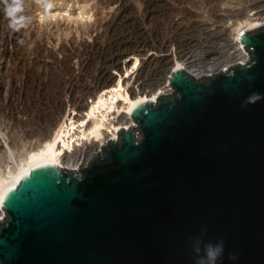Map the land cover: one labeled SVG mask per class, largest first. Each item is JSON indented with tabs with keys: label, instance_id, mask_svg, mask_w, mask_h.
<instances>
[{
	"label": "water",
	"instance_id": "1",
	"mask_svg": "<svg viewBox=\"0 0 264 264\" xmlns=\"http://www.w3.org/2000/svg\"><path fill=\"white\" fill-rule=\"evenodd\" d=\"M244 63L169 93L80 170L42 164L3 196L0 264H264V25L242 31Z\"/></svg>",
	"mask_w": 264,
	"mask_h": 264
},
{
	"label": "bare ground",
	"instance_id": "2",
	"mask_svg": "<svg viewBox=\"0 0 264 264\" xmlns=\"http://www.w3.org/2000/svg\"><path fill=\"white\" fill-rule=\"evenodd\" d=\"M103 1L107 2L109 5L117 4V7L112 13L110 20L107 19L109 21L107 22L106 20L107 23H105L106 25L104 24L106 29L101 28L103 30L105 29L108 34L109 31H112V27L117 25V23L122 20L121 18L123 14H126L128 11H130L128 10L129 8L133 9L134 2H131L130 0ZM158 1L161 2V0H138L137 3L140 2L143 4L145 9L148 11L150 8L149 6H151L152 3L154 4ZM172 1L174 4L168 7L165 17V22L168 23L167 25L169 27L167 28L170 30L169 35L171 37L168 38L167 36H164V38L159 42L155 40L154 43L151 41L152 43L149 42L147 44L136 41L138 43L135 46L130 45L131 47L129 51L132 50L131 52H135L139 55H144L147 49H152L157 52H168L169 45L178 44L179 38L181 37V31L187 29L182 23L185 20L188 24L193 23V17L200 16V14L194 12L192 10L193 8L191 9L190 5L188 4H191L198 10H201V13L203 10L209 15L213 13L212 11H214L213 9L215 6L212 5L213 3L222 1V3H224V0H197V3L200 6L199 7L198 4H195V1L192 0ZM228 1L229 3L231 2V5L239 4L242 6V8L237 13L239 16H245L247 11L257 9L254 12L256 15L255 19H261L264 21V4H259L260 2H258V0H227V2ZM192 2H194L195 5L192 4ZM174 14L180 16L181 21L179 23H173V21H171L172 18H170V16ZM210 17L207 18V20L210 19L211 21ZM255 19L245 16L244 20L239 22V24L242 23L244 27H248V29L258 28L262 23H260L261 21L255 22ZM9 24L10 18L1 15L0 11V95L2 91L6 89L8 97L7 99H9V105L7 106L4 113L0 108V115L2 117L6 115L5 117H8V119L12 121L14 120V126L7 132L6 130L2 131V125H0V133L3 135L4 139V143H2V140H0V222L4 217H6L5 209L2 206L4 194L9 188L16 186L19 183L20 178L25 173L30 172L33 167L42 164H57L59 166H67L68 168L76 170L80 168L79 165L81 162H84V165H86L88 160H90V158L93 156V152L95 150L99 151L102 145H107L111 140H117L119 130L123 127L128 128L129 125L132 124L133 119L131 117V110L134 106L149 99L156 101L161 94L169 93L171 92L170 89H172L168 82V76L165 80L166 84L164 86L162 84L161 86V83L164 81H162L163 77H161V74L159 73L160 77H158V79L156 78L157 80L152 79V81H150L152 83L148 86V89L150 88L152 91H154H151V96H148L147 93L150 92V90L147 92V84L145 83L146 85H144L141 83V79H145L143 68H139L140 66L136 67V65L135 68H137V70L134 73L130 75L128 73L127 76L120 75L118 79H115L113 75L108 74L109 72L107 67L104 68V64L101 65L100 62L99 66L96 67V71L100 74V77L105 75L106 78H103L100 81L98 80L99 82L93 88L86 87L81 83V78L85 75V73H87L90 57L93 54L92 52H94L93 50H96L99 42H95V46H84L82 43L83 45H81V47L84 48H78V45L75 46V44H72L71 47L63 45V47L60 49L63 59L60 61V59L58 60L56 58L54 51L42 45V41L34 40V46L31 48L32 50H30L31 54L30 56H26L23 52L24 46L22 43L25 36L23 37L22 27H20L19 30H10L11 27ZM237 24L238 21L236 23V27L232 30V32L230 31V37L227 40L229 45H231L229 48L231 47V49H234V51H225V54L220 55L219 58L220 61L224 62L225 64L229 62L232 63V61L237 60L239 57L243 61L238 60V62L240 61V63L244 64L249 58V55L246 53L247 50L240 40V34L242 31H245L244 29L246 28H243V26H238L239 24ZM106 32L104 34H106ZM172 34L174 35L172 36ZM104 36H100L98 38L102 39ZM231 37H234V39ZM110 39L112 38L110 37ZM101 44L104 46V43ZM113 55H115V53ZM135 56L137 57V64L139 61V56ZM8 58H12L14 60L15 66L11 70L8 69V71L3 72L2 70L6 68V60ZM47 58L52 59L51 63L54 62V65L56 66L52 64L50 65L46 60ZM72 58H76L79 61V72L67 67L69 66V61ZM144 60H141L140 64L142 63L144 66L147 65V68L153 65L157 66L160 61L155 58H149L147 61ZM164 61L165 62L163 66L165 69L163 70L166 71L167 62L171 61V59L169 60L168 54L165 55ZM180 61L181 60H179V56L176 57L174 68L185 67L187 70H189L190 68L188 69L187 67L192 66L196 69H190L189 71L196 72L199 74V76L200 72H204V68H201L202 66L200 67L196 65V63L193 61L189 63L191 66H187V63ZM57 62L62 63V65H58L59 69H57ZM108 66V68H113L118 71L119 69L122 70L120 58L111 60ZM225 66L226 68L230 67L228 65ZM35 69H38L39 71L42 70V74H45L47 70H51L50 72L52 74H58L57 78L59 90L55 91L54 94H47L48 92L46 93L44 89L46 87V83L43 81L45 78L43 79L42 76H39V73L35 76V78L34 76L30 75V70ZM172 69H170L169 72H171ZM223 70L226 69H222L220 71ZM58 71L59 73H56ZM151 71L155 72L154 68L152 70L151 67L150 71H148V74ZM209 72L211 74L219 72L218 63L211 64ZM37 77H39V80L36 81ZM36 82L38 83V87L35 86ZM6 83L8 84L7 88ZM55 84L57 85V83ZM58 87L56 88L58 89ZM67 91L70 94V101L68 102ZM18 95L23 97L22 107H20V104L18 105L14 100L16 98L18 99ZM28 95L35 98L34 103L32 102L36 109L35 115L32 111H28L29 108L32 107L33 109L34 107V105L31 106L28 101L26 102L25 99L28 98ZM86 95L94 96V99L88 104L83 100V97ZM47 97H49L48 100L46 99ZM69 106L71 109L74 108V111L73 113L70 112V114H65V109ZM114 109H117V114L111 117V113ZM85 110L87 111L86 114L84 113ZM7 111L8 114H6Z\"/></svg>",
	"mask_w": 264,
	"mask_h": 264
},
{
	"label": "rangeland",
	"instance_id": "3",
	"mask_svg": "<svg viewBox=\"0 0 264 264\" xmlns=\"http://www.w3.org/2000/svg\"><path fill=\"white\" fill-rule=\"evenodd\" d=\"M130 1L134 2L133 3L134 4L133 9L129 8L128 10H130V11H128L126 14H123V16L121 18L122 20H120L117 23V25L113 26L112 31L111 32L109 31L107 34V32L105 30L106 29L105 23H107L110 20L112 13L115 11V8L117 7V4L116 5L115 4L109 5L107 2H104L103 0H52L53 7L50 10H46L45 7L41 3L37 2V0H24V10H23L22 14L25 15L26 17H29L30 20L26 24V26L22 27L23 37L25 36V38L23 39V43H22L24 46L23 52L26 56H30V54H31L30 50H32L31 48L34 46V40H40V41H42V45L44 47L49 48L50 50L54 51L56 58L58 60L60 59V61H61L63 59V55L60 53V49H61V47H63V45L71 47L72 44H75V46L78 45L77 47L80 48L81 45H83V44H84V46H95V42H99V45L97 46L96 50H93L94 52H92L93 54L90 57L91 62L89 61V65L87 67L88 68L87 73H85V75L81 78V83L84 84L86 87H92L93 88L100 80H102L103 78H106L105 75L100 77V74L96 71L97 70L96 67L99 66V62L101 63V65L104 64L103 65L104 68L107 67V70L109 72L108 74L113 75L115 79H118L120 75L127 76L128 73H129V75L134 73L137 70V68H135V66L137 65L136 67L140 66L139 68H143V74L145 73V77H144L145 81L143 79H141V83H143L144 85L147 84V86H146L147 92L150 90V92L147 93L148 96H151L150 93L152 91L150 88L148 89V86L152 83L150 81H152V79L157 80L161 74V77H163L162 81H164L161 83V86H162V84L164 86L166 84L165 80L170 73L169 70L172 69V67L174 68L175 59L178 56H179V60H181L180 62L187 63V66H191L189 64L191 61H193L194 63H196V65H198L200 67L202 66L201 68H204V72H200V76L211 74L209 72V69L211 67V64H213V63H218V69L220 71L222 69H226V70L228 69V68H226L225 65L231 66L235 63H240V61H243L239 57L240 59L238 58L237 60H235L236 62L232 61V63L229 62V63L225 64L224 62L220 61L219 58H220V55L225 54V51H228V52L234 51V49H231V47L229 48V46H231V45H229V42H227V40L230 37V35H229L230 31L232 32V30L236 27L237 21L239 24V22L244 20L245 16H249V17H252L253 19H255L256 15L254 14V12L257 9H252V10L247 11L245 16H243V15L239 16L237 13L242 8V6L239 4L231 5L230 4L231 2L229 3V1L227 2V0H224V3H222L223 1L222 2H215V3L212 2L213 3L212 5L215 6L213 9L214 11H212L213 13L208 15L207 12L205 13V11L202 10V13H201V10H198L195 6L193 7V5L188 4V5H190L191 9L193 8L192 10L194 12L199 13L200 16L193 17L194 18L192 20L193 23L188 24L186 20L182 23L183 26H186L187 29L186 30L184 29L181 31V33H180L181 37L179 38L178 44L169 45L168 52L167 51L166 52L165 51L164 52H157V51L152 50V49H147L145 51L144 55H139L135 52H131L132 50L129 51V49L131 47L130 45L135 46L139 41H140L139 43H144V44H147L149 42L154 43L155 40L157 42L161 41L164 38V36H167L168 38L171 37L169 35L170 30L167 28V27H169L167 25L168 23L165 22V17H166V13H167L166 10H168V7H170L174 3L172 0H161V2L158 1V2H155L154 4L152 3L151 6H149L150 10L148 9V11H147L145 9V7L143 6V4H141L140 2L137 3L138 0H130ZM192 1H195V4H198L197 0H192ZM225 1H226V4H225ZM258 2H260L259 4H261V5L264 4V0H260V1L258 0ZM192 4H194V2H192ZM198 6H199V4H198ZM5 9H6V5L3 3V0H0V11H1V15H3V16H6ZM145 13H147V14H145ZM212 14H213V16H212ZM124 16H126V17H124ZM171 16H173V17H171ZM171 16H170V18H172V20L171 19L170 20L173 21V23H177V22L179 23L181 21L180 16H178L177 14H174ZM209 17L211 18V21H210V19H208L209 21L207 20V18H209ZM162 18H163V20H162ZM107 19H109V20H107ZM106 20H107V22H106ZM124 21H126V22H124ZM254 21L255 22L261 21L260 22V23H262L261 26L264 25V21L261 19H255ZM101 24L103 27L101 26ZM238 26H243V28H246L244 30L256 29V28L248 29V27H244V25L242 23H240ZM114 27L117 29H115ZM101 28H105V29L103 30ZM12 29L13 28H10V30H12ZM105 32H106V34H104ZM101 33H103V34H101ZM166 33H167V35H166ZM182 34H184V35H182ZM104 35H107V36H104ZM173 35L174 34H172V36ZM100 36H104V37H102V39H104V40L99 39L98 37H100ZM110 37L113 40L110 39ZM38 38H40V39H38ZM231 38L234 39V37H231ZM105 39H108V40H105ZM101 40H102V42H101ZM111 40H112V42H111ZM136 41H138V42H136ZM163 41H166V40H163ZM101 43H104V46H102L103 44H101ZM226 45H227V47H226ZM81 48H84V47H81ZM108 49H109V51H108ZM124 50L126 53L124 52ZM114 53H115V55H113ZM246 53L249 55V58H250L249 52L246 51ZM134 54L139 56L138 57L139 61L137 64H136V58L137 57ZM164 54L165 55L168 54L169 60L171 59V61L167 62V70L166 71L163 70V69H165V67L163 66L164 62H165L164 61V58H165ZM108 55L110 56V58L112 56L113 57L110 59ZM115 58H120L122 70L119 69V71H118V70L113 69V68H108L110 61L114 60ZM149 58H155V59L160 60V61H159V64L157 66L156 65L151 66L152 70L154 68L155 72L151 71L148 74V71H150L151 67L147 68V65L144 66V64H142V63L140 64V62H141V60H144V59H145L144 61H147ZM46 60L49 62L50 65L51 64L54 65L53 61H52L53 63H51L52 59L47 58ZM238 60H240V61L238 62ZM125 63H127V64H125ZM58 65H62V63L61 62L58 63L57 67H58ZM68 65L69 66H67V67H70V69H72L76 72H79L78 70L80 68V64L76 58H72L69 61ZM14 66H15L14 60L12 58H8L6 60V68H4L2 71L3 72L8 71V69L11 70L12 68H14ZM54 66H56V65H54ZM162 66H163V68H162ZM187 68L188 69L190 68L193 70L196 69L192 66L187 67ZM57 69H59V67ZM35 70H30L32 73V74L30 73V75L34 76V78H35V76L39 73L40 74L39 76H42L43 79L45 78L43 81H44V83H46V87L44 89H45L46 93L48 92L47 94H54L55 91L59 90L58 78H57L58 74H55V73L52 74L50 72L51 70H47L46 73L44 72L46 74L45 75V74H42L43 73L42 70L41 71H39L38 69H35ZM27 71H29V70H27ZM197 72H199V71H197ZM47 73H48V75H47ZM56 73H59V71ZM193 73L195 75L199 76V74H197L196 72H193ZM146 75H148V76H146ZM37 80H39V77H37L36 81ZM33 83H35V82H33ZM55 83H57V85ZM49 84H50V86H49ZM7 85L8 84L6 83V88H7ZM35 86L38 87L37 82H36ZM55 86L58 87V89ZM54 89H56V90H54ZM75 91H76V89H75ZM170 91H171V89H170ZM7 98H8L7 97V90L5 89L2 91V93L0 95V108H1L3 113H4V111H6V108L9 105L8 104L9 99H7ZM22 98L23 97L21 95H18V99L17 98H16L17 100L14 99L18 105L20 104V107L23 106L22 105V103H23ZM83 98H84L83 99L84 102H87V104H88L94 99V96L86 95ZM34 99L35 98L28 95V98L25 100H26V102L28 101V103L31 104V106H33L34 105L33 104ZM46 99L48 100L49 97H47ZM68 101H70V94L67 91V102ZM39 108H41V107H39ZM72 109L70 106L66 107L65 114H70V112L73 113L74 108H72ZM35 110L36 109H35V105H34L33 109L31 107V108H29L28 111L29 112L32 111L33 114L35 115L36 114ZM86 112L87 111L85 110L84 113L86 114ZM6 114H8V111ZM116 114H117V109H114L113 112L111 113V117L115 116ZM5 116L2 117L0 115V125H2L1 127L3 128V129L1 128V130L2 131L6 130V132H7V131L11 130L12 127L14 126V120L12 121V120L8 119V117H5ZM0 138H2L0 140H2V141L4 140L3 135H1V133H0ZM2 143H4V141ZM95 152H97V150H95L93 152V154ZM83 166H84V162H81L79 167L81 168ZM65 167H67V166H65ZM80 168H78L77 170H79Z\"/></svg>",
	"mask_w": 264,
	"mask_h": 264
},
{
	"label": "clouds",
	"instance_id": "4",
	"mask_svg": "<svg viewBox=\"0 0 264 264\" xmlns=\"http://www.w3.org/2000/svg\"><path fill=\"white\" fill-rule=\"evenodd\" d=\"M46 10L53 7L52 0H37ZM6 5V16L10 18L9 26L14 30H19L20 27L26 26L30 18L23 15L24 0H3ZM223 253L222 242L216 245L207 244L204 248V255L200 256L198 264H216L217 259Z\"/></svg>",
	"mask_w": 264,
	"mask_h": 264
}]
</instances>
